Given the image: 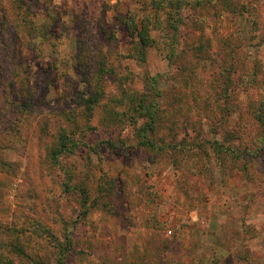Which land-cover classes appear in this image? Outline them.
I'll list each match as a JSON object with an SVG mask.
<instances>
[{
  "label": "rangeland",
  "instance_id": "rangeland-1",
  "mask_svg": "<svg viewBox=\"0 0 264 264\" xmlns=\"http://www.w3.org/2000/svg\"><path fill=\"white\" fill-rule=\"evenodd\" d=\"M234 1L182 0L177 13L178 0H0L2 256L16 264H264V125L251 113L264 93V0ZM125 14L145 20L155 40L142 59L118 20ZM168 16L178 23L176 59L162 42V34L171 41ZM200 33L215 48L227 37L232 50L223 75L234 83L219 108L196 109L180 78ZM79 36L119 72L104 76L107 98L119 96L118 119L106 101L81 110L90 87L86 63L76 62ZM91 53L84 48L83 57ZM143 95L165 114L153 132L142 128L148 117L139 119ZM61 132L74 141L53 158ZM220 145L233 153L218 162Z\"/></svg>",
  "mask_w": 264,
  "mask_h": 264
},
{
  "label": "trees",
  "instance_id": "trees-1",
  "mask_svg": "<svg viewBox=\"0 0 264 264\" xmlns=\"http://www.w3.org/2000/svg\"><path fill=\"white\" fill-rule=\"evenodd\" d=\"M181 1L182 0H178V2L175 4V8H176L175 11L177 13L181 8ZM215 1H219L223 5V7L225 6L234 7V5L237 6V3L234 0H215ZM167 19L171 20L173 18L168 16ZM118 20H120V23L126 26L127 29L130 32H132L131 34L135 35L134 37H136V41H137L136 43H137V48H138L137 54L139 52L141 54L140 58L142 59L145 54V50H146L145 47L151 46L152 44L155 43V40L153 38H150V36L147 34L148 27H147V24L145 23V20L141 19L140 21H138V19H134V17H132L129 14L120 15L118 17ZM168 28H171V31H172L171 41H169L168 38L166 36H163L162 34V42L166 43V45L170 49V52L175 55V57L173 55V58L176 59L180 51V50H177L178 49L177 43L179 41L177 39L178 23L176 22V19H173V21H171L170 26H168ZM204 37H205L204 34L200 33V36L197 39V41L200 43L195 48V51L193 54L195 58L194 60L188 63L189 72H184L183 68H181L180 66H178V69H179V72L182 73L180 78L183 80L184 86L186 85L189 86L188 93L190 94L191 99L195 103L193 105H196L195 106L196 109H200V108L203 109L206 106H211L209 108L214 109L215 107H218V108L220 107L219 102H218L220 97L222 98L226 96L225 94L228 95V92H227L228 84L231 85L234 83L232 78H230V75L229 76L223 75V73H225L223 68L227 70H231V71L233 69V67L232 68L230 67L231 64L224 66L225 64L224 58L226 55H228V61H230L233 55H231L232 50L231 48H229L230 44L227 42V37L221 40L220 43L216 46V48L214 46V43L211 40L208 43L201 42L203 41L202 39H204ZM206 40L208 41L209 39L206 38ZM84 48L92 52L90 56L83 57ZM76 51H77L76 52L77 54H75V56L78 58L76 60V62L78 61L77 64H81V63L83 64L84 62L86 63V66L88 67L87 68L85 66L83 70H86L88 72V74H84V75H86L87 85L88 87H90L89 89L90 92L87 90L88 91L87 96L82 98V101L80 104V106H82L81 110L85 112L86 115H88V111L92 108L94 104L101 103L102 101H106L108 108H109L108 112H110L112 116L116 114V119H118L119 113L113 111L114 109L113 103L119 99V96H116V94H113L112 97L109 96L107 98L106 96L107 94L105 90L107 80L104 76L107 74V76L109 77L110 74L119 73V72H116V69H114L115 66L113 65V62H111L110 60L109 61L106 60L105 56H108L106 53L101 54L100 52L97 53L96 51L91 50L87 45L86 39L84 40L80 36L77 38ZM99 55H101V57ZM214 57H216V59ZM174 59L169 60V62L173 64ZM214 60L215 62L213 63ZM215 68H217V71H218L217 74H214V72H210L211 70ZM228 73L230 74V72ZM259 74L261 78V83H264V72L260 71ZM152 77L148 76L147 83H150L151 86H154L158 81L156 78L154 77L152 78ZM144 80L145 79H143V82ZM241 80H242V77L239 78V81ZM224 83L227 85H224ZM214 87L218 88V91H215L213 89ZM262 89H263L262 91H264V87ZM157 93L159 94V96H161V92L160 93L157 92ZM179 97H181L180 93L178 94V98ZM127 98L128 99L126 100L125 105L127 106V109L129 111L131 110L130 107L134 99L132 96H130V94H128ZM135 100L136 102H138V105H139L137 109L139 113V119H141L140 120L141 123L143 121L142 120L143 118L148 117L149 119L147 120V122H144L142 124V128L145 125V128H148L147 130H150L152 132L155 129H158L159 125L164 121V116H165L164 113L159 112L160 105L159 106L156 105V103H154L153 101H151L148 97L144 95L139 96ZM213 105H215V107H213ZM251 113L253 114V116L256 118L257 121H259L261 124L264 125V93L263 92L261 93L258 102H254V104L251 106ZM132 117L133 115L130 118L132 119ZM221 122L223 121H220V123ZM73 141L74 139L71 135H68L65 132L64 133L61 132V134L57 137V141H56V147L58 148L51 150L52 157L56 158L58 155H60V152L70 151ZM216 148L217 147H214V149ZM229 148L231 149V151L229 149H224L221 145L218 147V151H217L218 162L224 161V156H221V155H224L227 152L233 153V148L231 147ZM160 149H163V146H161ZM236 157H239V156H236ZM227 158L229 157H226V159ZM219 166H221V164ZM203 168H205V165H203ZM18 250L19 248H17V251ZM5 254H6L5 250L3 252V256L0 254V264H16L14 257L12 256L10 257L11 253L9 254L8 257H6L7 255ZM57 264H61V262H58Z\"/></svg>",
  "mask_w": 264,
  "mask_h": 264
}]
</instances>
